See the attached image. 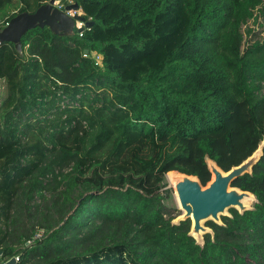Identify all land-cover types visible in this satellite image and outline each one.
<instances>
[{
	"label": "trees",
	"instance_id": "16d2710c",
	"mask_svg": "<svg viewBox=\"0 0 264 264\" xmlns=\"http://www.w3.org/2000/svg\"><path fill=\"white\" fill-rule=\"evenodd\" d=\"M49 1L0 0V31ZM58 1L94 25L0 44V262L264 264V154L233 183L254 210L204 247L165 206L168 173L206 186L207 157L229 172L264 141V0Z\"/></svg>",
	"mask_w": 264,
	"mask_h": 264
},
{
	"label": "water",
	"instance_id": "95a60500",
	"mask_svg": "<svg viewBox=\"0 0 264 264\" xmlns=\"http://www.w3.org/2000/svg\"><path fill=\"white\" fill-rule=\"evenodd\" d=\"M57 2L58 0H50L33 14L25 12L13 18L0 31V44H14L17 52L22 54V38L30 31L48 28L55 35L70 37L94 25V22L86 23L83 15L78 14L81 12L78 3L60 9L57 7ZM72 12L77 15L72 16ZM77 23H85V26L79 28ZM85 54H89V51L86 50ZM263 154L264 141L260 143L258 150L250 158L229 172L223 171L216 162L207 157L206 163L212 178L206 186H203L196 176L176 171L168 173L167 179L172 183L179 210L182 212L173 221V225L190 221L189 236L196 241L197 245L204 247L205 236L214 235L213 230L207 226L208 223L224 226L222 218L231 217V210H236L241 215L253 211L254 207L251 205L257 203L256 196L234 187L233 183L247 174L251 175ZM1 255L0 252V257ZM6 264L17 263L13 258Z\"/></svg>",
	"mask_w": 264,
	"mask_h": 264
},
{
	"label": "rangeland",
	"instance_id": "374dc122",
	"mask_svg": "<svg viewBox=\"0 0 264 264\" xmlns=\"http://www.w3.org/2000/svg\"><path fill=\"white\" fill-rule=\"evenodd\" d=\"M72 4H74V3H71V5ZM60 5H61L60 1H58L57 2V7L60 8ZM79 15H83L82 12H80ZM258 32H260V31L258 30ZM262 35H264V33ZM5 92H6L5 83L0 81V105H1V102H2V100L4 98V96H5ZM165 183L167 184V187L165 188V190H169V193H170L169 194L170 197L165 202V206H166L167 210H169L171 216L174 217V218H177L178 216H180L182 214V212L179 210V207H178V204H177V201H176V198H175L174 190H173L171 184L169 183L167 177H166ZM48 197H50V196H48ZM40 204H41L40 199H37V200L33 201L30 204V206L32 208V214H33V212H35L36 208L38 206H40ZM254 205H255V203L252 204L251 207H254ZM23 206L24 205L21 206L22 207V214L18 216L21 219V222L19 223V229H17V233L18 234H19V232H22V233L24 232L25 233V231H27V230L30 231L32 229L33 225L40 224L43 221L41 219V214H38L37 212L34 213V217H33L34 220L26 219L28 210L25 209ZM44 212L47 214L49 211H47V209H46V211H44ZM39 228H40L39 225L35 226L36 230H38ZM41 234H42V232L39 233L37 235V237H40Z\"/></svg>",
	"mask_w": 264,
	"mask_h": 264
},
{
	"label": "built area",
	"instance_id": "2783aa9c",
	"mask_svg": "<svg viewBox=\"0 0 264 264\" xmlns=\"http://www.w3.org/2000/svg\"><path fill=\"white\" fill-rule=\"evenodd\" d=\"M60 9H61V8H60ZM78 14H79V13H78ZM71 15H72V16H75V15H77V13L72 12ZM8 24H9V23H8ZM8 24H7V25H8ZM77 25H78L79 28H82V27L85 26V23H77ZM82 33H83V32H82ZM80 34H81V33H80ZM85 57H88V55H85ZM93 58L95 59L97 65H101V62H102V57H101V56H98V55L95 56V55H93ZM42 235H43V233L41 234L40 237H37V236H36V239L41 238ZM28 244H31V242H29ZM15 260H16V263L18 264L19 261H20V258H19V257H16ZM7 262H8V261H7ZM7 262H0V264H6Z\"/></svg>",
	"mask_w": 264,
	"mask_h": 264
},
{
	"label": "bare ground",
	"instance_id": "6f19581e",
	"mask_svg": "<svg viewBox=\"0 0 264 264\" xmlns=\"http://www.w3.org/2000/svg\"><path fill=\"white\" fill-rule=\"evenodd\" d=\"M169 181V180H168ZM170 183V182H169ZM170 184H172V183H170Z\"/></svg>",
	"mask_w": 264,
	"mask_h": 264
}]
</instances>
